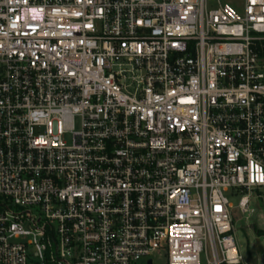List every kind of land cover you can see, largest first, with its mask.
<instances>
[{
	"label": "built area",
	"instance_id": "built-area-1",
	"mask_svg": "<svg viewBox=\"0 0 264 264\" xmlns=\"http://www.w3.org/2000/svg\"><path fill=\"white\" fill-rule=\"evenodd\" d=\"M230 190L264 201V0H0V264H244Z\"/></svg>",
	"mask_w": 264,
	"mask_h": 264
},
{
	"label": "rangeland",
	"instance_id": "rangeland-1",
	"mask_svg": "<svg viewBox=\"0 0 264 264\" xmlns=\"http://www.w3.org/2000/svg\"><path fill=\"white\" fill-rule=\"evenodd\" d=\"M225 2L239 5V0H224ZM79 128V125H77ZM64 141L69 145L72 142L71 134L64 136ZM232 205L231 212L235 222L234 239L239 253L244 259V264H264V235H259L257 230H264V201L251 199L248 212L241 211L239 207L240 195L230 190L226 192ZM153 264H167L164 252H157L151 257ZM144 259L139 264H148ZM206 260L203 256V264Z\"/></svg>",
	"mask_w": 264,
	"mask_h": 264
},
{
	"label": "trees",
	"instance_id": "trees-1",
	"mask_svg": "<svg viewBox=\"0 0 264 264\" xmlns=\"http://www.w3.org/2000/svg\"><path fill=\"white\" fill-rule=\"evenodd\" d=\"M257 233H258L259 235H264V230H257Z\"/></svg>",
	"mask_w": 264,
	"mask_h": 264
},
{
	"label": "water",
	"instance_id": "water-1",
	"mask_svg": "<svg viewBox=\"0 0 264 264\" xmlns=\"http://www.w3.org/2000/svg\"><path fill=\"white\" fill-rule=\"evenodd\" d=\"M148 264H153L152 260H149V261H148Z\"/></svg>",
	"mask_w": 264,
	"mask_h": 264
}]
</instances>
